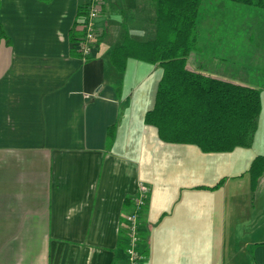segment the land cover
Instances as JSON below:
<instances>
[{
  "label": "crops",
  "instance_id": "1",
  "mask_svg": "<svg viewBox=\"0 0 264 264\" xmlns=\"http://www.w3.org/2000/svg\"><path fill=\"white\" fill-rule=\"evenodd\" d=\"M80 4L0 0V264H127L122 214L141 183L139 264H264V172L253 190L248 173L264 155V7L200 2L185 68L261 100L249 147L204 152L144 121L162 66L109 61L125 30L154 36L151 0H103L88 59L70 41Z\"/></svg>",
  "mask_w": 264,
  "mask_h": 264
},
{
  "label": "trees",
  "instance_id": "2",
  "mask_svg": "<svg viewBox=\"0 0 264 264\" xmlns=\"http://www.w3.org/2000/svg\"><path fill=\"white\" fill-rule=\"evenodd\" d=\"M231 1L264 7V0ZM200 2L151 0L154 36L138 41L125 30L121 42L111 49L109 61L118 71L123 70L128 57L162 66L163 74L157 85L154 105L144 116L145 123L157 129L162 141L195 144L204 152L249 147L261 110L259 91L185 68L186 56L195 48ZM86 14L87 5L80 4L70 29V41L73 43L84 36ZM0 36H4L1 26ZM99 38L97 35L96 42ZM77 55L81 57L78 51ZM112 137L113 127H110L108 143ZM263 172L264 155H257L248 169L252 190ZM122 238L125 243L120 241L119 246L125 250V233ZM137 249L140 256H146V248Z\"/></svg>",
  "mask_w": 264,
  "mask_h": 264
},
{
  "label": "built area",
  "instance_id": "3",
  "mask_svg": "<svg viewBox=\"0 0 264 264\" xmlns=\"http://www.w3.org/2000/svg\"><path fill=\"white\" fill-rule=\"evenodd\" d=\"M87 14L84 23V36L76 43V50L82 58L88 57L96 44V22L95 20L102 14L103 0H86ZM146 187L141 183L138 186V193L133 199V209L122 214V228L126 235L127 264H139L140 255L137 250L139 241L138 218L140 212L146 205Z\"/></svg>",
  "mask_w": 264,
  "mask_h": 264
},
{
  "label": "rangeland",
  "instance_id": "4",
  "mask_svg": "<svg viewBox=\"0 0 264 264\" xmlns=\"http://www.w3.org/2000/svg\"><path fill=\"white\" fill-rule=\"evenodd\" d=\"M106 2L108 3V2H110V0H106ZM254 63H259V64H261V65L264 66V61H263V60H260V61H254Z\"/></svg>",
  "mask_w": 264,
  "mask_h": 264
}]
</instances>
